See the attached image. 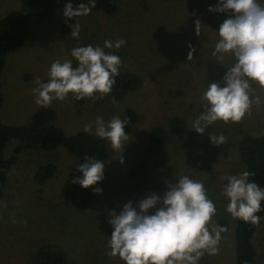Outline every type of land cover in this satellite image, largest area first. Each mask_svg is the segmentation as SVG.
Returning a JSON list of instances; mask_svg holds the SVG:
<instances>
[{
	"label": "rangeland",
	"instance_id": "1",
	"mask_svg": "<svg viewBox=\"0 0 264 264\" xmlns=\"http://www.w3.org/2000/svg\"><path fill=\"white\" fill-rule=\"evenodd\" d=\"M21 1L0 0V21L18 10ZM218 3L219 0H120V11L113 17L90 13L71 19L64 17L63 7L30 28L24 45L9 55L2 74L4 104L0 116L4 124L31 129L54 125L71 136L85 132V125L90 123V134L95 135L94 121L98 116L105 122L114 116L125 120L127 110L132 109L140 120L128 134L123 163L120 154L107 142L106 154L99 160L105 163L104 179L91 186L93 201L86 211L79 207L77 185L72 182L78 177L76 158L63 148L50 153L26 150L18 155V164L9 173L0 201V264H32V253L48 242L62 245L71 264H108V242L113 231L109 213L114 210L119 214L129 201L136 207L151 193L162 198L168 190L166 182L176 183L182 176L204 184L207 197L216 208L213 224L221 218L230 223L229 233L221 235L218 254L205 253L199 264H236L237 218L226 211L229 200L222 192L227 184L225 177L246 171L240 142L264 136V88L250 81L251 98L259 97L260 103H253L251 113L241 121H216L204 134L195 132L192 122L204 111L202 96L208 85L197 71L192 78L183 74L195 59L196 51L188 59L190 43L174 38H191L193 42L219 39V29L211 26L218 15H223V22L231 13L208 11ZM257 3L264 6V0ZM197 19L201 22L199 36L195 32ZM76 22L80 24L79 38L71 36L70 26ZM118 39H124L126 44L119 49L106 48L105 52L118 55L126 70L142 76L138 90L115 103L106 96L95 102L89 98L76 101L71 94L65 101H53L49 108L35 103V80L46 82L54 61L71 60L77 66L71 56L75 44L103 47L105 40ZM172 56L184 59L185 65L173 62ZM175 116L187 122L185 135L171 136L163 147H153L149 142L152 129L167 128ZM220 135L226 137L225 143L214 145L210 136ZM17 145L15 140L7 145V158ZM49 164L57 168L56 174L45 185L38 186L35 172ZM138 164H144L149 177L131 175ZM94 187L101 188L102 193H94ZM254 237L258 262L264 264V220ZM116 258L119 256L112 258L114 264L124 263Z\"/></svg>",
	"mask_w": 264,
	"mask_h": 264
},
{
	"label": "clouds",
	"instance_id": "2",
	"mask_svg": "<svg viewBox=\"0 0 264 264\" xmlns=\"http://www.w3.org/2000/svg\"><path fill=\"white\" fill-rule=\"evenodd\" d=\"M96 6L95 0L73 6H64V17L71 19L90 14ZM209 12L231 13L219 26V40L212 53L222 61L225 55H232L235 63L223 76V84L212 82L203 93L204 111L192 122V130L204 134L209 125L216 121L228 123L241 121L251 113L253 103L260 99L251 98V82L264 88V6L257 0H219ZM67 22V21H66ZM199 19L195 21L196 35H200ZM71 36L79 38L80 24L71 25ZM126 44L124 39L115 42L105 40L104 46H81L71 50V60L54 61L48 72L49 79L35 80L32 89L35 103L49 108L53 101H65L69 95L79 101L89 98L93 102L111 94L115 78L122 65L121 58L105 49H119ZM188 59L193 57L195 47L191 44ZM115 103V98H113ZM95 135L110 142L112 149L120 154L123 163V150L128 134L126 120L118 116L105 122L98 116ZM85 132H92V124L85 125ZM214 145L224 144L223 135L210 136ZM83 174L73 179L74 184L88 189L104 179L105 163L95 156H86L84 162L76 166ZM254 173L244 171L238 176H227V184L222 195L228 198L226 211L234 218L259 226L261 201L264 189L249 180ZM168 190L163 197L151 193L140 200L136 207L129 201L117 214L109 213V224L113 227L108 247V255L119 256L126 264H199L205 255L218 254L221 233L227 229L212 223L216 214L214 203L207 197V190L200 181L182 176L176 183H167ZM101 194L102 189L93 188Z\"/></svg>",
	"mask_w": 264,
	"mask_h": 264
},
{
	"label": "trees",
	"instance_id": "3",
	"mask_svg": "<svg viewBox=\"0 0 264 264\" xmlns=\"http://www.w3.org/2000/svg\"><path fill=\"white\" fill-rule=\"evenodd\" d=\"M71 2L73 6L79 3H88V0H22L18 10L10 13L0 21V110L4 104L1 94L2 74L6 67V62L10 54L18 51L26 42L30 28L37 23L45 21L48 17L58 12ZM96 6L92 8L90 13L97 16L103 14L107 17H113L120 11V0H95ZM223 15H218V19L211 28L219 29L222 23ZM208 27V26H206ZM176 41L179 38L185 43L195 44V59L189 69L183 70L184 75L193 77L194 71L201 73L204 84L209 86L212 82L223 84V76L226 71L234 65V58L231 55H225L222 61L212 55L214 46L219 39L208 40L201 39L193 42L190 38L174 37ZM80 47L75 44L73 48ZM173 62L184 66L186 61H181L180 57L172 56ZM123 64V63H122ZM181 68V67H178ZM182 69V68H181ZM181 73V72H180ZM198 73V74H199ZM108 99L115 102L121 101L129 94L138 90L143 82V78L139 73L126 70L123 65L120 67L119 75L115 78ZM204 88V87H203ZM206 90V89H205ZM127 124L125 132L129 134L132 128L140 120L139 114L129 109L126 112ZM187 122L180 116L170 119L167 128L156 127L152 129L149 135V142L153 147L161 148L169 140L171 136L183 137L187 132ZM18 141L19 145L13 150V155L9 158L5 156L7 145L11 141ZM106 139H101L94 134L80 132L75 135L68 136L66 132L57 126L47 125L38 129H31L22 126H9L3 123L0 116V201L3 191L7 186L9 173L18 164V155L26 150H40L45 153L56 151L58 148L65 149L71 156L83 163L86 156H95L98 160L102 159L107 151ZM241 160L245 165V170L254 173L249 177L251 182H256L260 188L264 189V136L258 138H246L239 145ZM57 168L54 165H45L38 168L35 172L34 181L38 186L45 185L56 174ZM141 174L143 177H149V173L144 170V164L136 165L131 175L136 177ZM83 174L78 171V177L82 178ZM77 185V199L79 207L86 211L90 208L93 201L91 187L88 189ZM261 208L264 209V201H261ZM261 217L259 226H254L250 222L241 219L236 220L235 226V245H236V264H259V255L254 243V236L260 231L263 220L264 210L257 213ZM227 230L221 235L226 236L230 231V223L226 218H221L215 223ZM87 255H83V261L86 262ZM111 259L108 264H114L115 257L109 256ZM120 259V258H116ZM121 260V259H120ZM32 264H71L67 250L58 242H48L39 245L32 253ZM126 264V262L122 263Z\"/></svg>",
	"mask_w": 264,
	"mask_h": 264
}]
</instances>
